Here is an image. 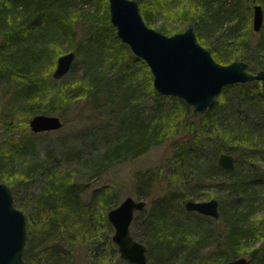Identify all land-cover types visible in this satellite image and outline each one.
Listing matches in <instances>:
<instances>
[{"label": "trees", "instance_id": "trees-1", "mask_svg": "<svg viewBox=\"0 0 264 264\" xmlns=\"http://www.w3.org/2000/svg\"><path fill=\"white\" fill-rule=\"evenodd\" d=\"M94 1L95 7L75 10L77 0H0V180L9 181L14 174L19 175L21 181L27 180L35 172L34 139L43 133L25 128L22 125L25 118L21 122L20 116L56 113L63 120L62 127L75 126L81 121L100 128L109 127L104 149L88 160L90 178L171 139L172 147L176 148L173 159L178 168L174 177L182 182L180 186L193 189L190 193L195 194L196 200L207 198L204 194H196L202 187L221 186L234 200V211L224 215L223 204L219 201L218 218L191 211L211 222L225 223L221 230L207 226L198 229L202 225L195 221L193 231L186 222L168 216L171 198L163 196L153 201L152 212L144 220L143 236L131 232V228L130 233L146 246L150 264H172L171 260H177L179 256L183 258L179 259L181 264H222L241 256L243 249H248L251 236L259 238L264 234L262 222L246 226L251 208H243L240 199L244 198L249 182L245 175L234 176L239 173L236 159L234 169L229 171L219 167L215 160L205 161L201 153L212 142L209 140L212 130L227 139L238 136L249 150L257 149L258 136L245 129L234 133L231 121L223 125L215 123L211 115L217 110L218 102L233 103L234 99L227 96L229 89L238 90L239 97L235 98L247 103L254 104L255 100L264 103V79L224 86L211 108L201 115H194L192 107L183 99L170 97L176 105L184 106L190 112V120L187 117L179 120L177 110L169 111L163 105L166 97L153 87L147 65L141 64V76L134 66L140 60L117 37L109 20L108 1ZM136 1L148 26L160 19L158 30L172 34L179 29L176 24L167 22L171 15L175 14L179 19L190 15L188 24L194 27L197 39L210 50L216 61L226 64L243 60L251 72L264 70V19L259 31H254L250 22L255 2H259L264 14V0ZM80 2L87 4L90 0ZM254 35H257L256 40H252ZM65 41L71 43L70 49L82 65L80 79L69 88L60 85L62 78L55 79L50 74L45 78L41 71L44 63L50 57L53 59V53L62 49ZM48 81L57 86L49 87ZM71 101L76 103L68 120L66 110ZM146 102L151 105H145ZM176 119L179 122H175ZM211 147L214 154L224 150L222 145L213 142ZM237 151L230 148L227 152L237 154ZM45 154L49 156V152L45 151ZM28 155L32 156L29 162L25 160L23 166L15 165L13 158ZM46 172L49 182L36 200L34 214L28 212L26 216L25 264H109L114 259L128 263L119 257L110 237L104 236L103 240L98 234L101 219L95 217V203L98 202L104 212L116 206V194L95 188L90 192L89 201L84 202L85 185L72 180L68 173L56 175L54 167ZM134 180L133 193L139 199L150 197L155 180L153 175L135 174ZM8 181L15 197L16 188ZM183 195L182 192L180 198ZM208 195L216 198L212 197L215 196L212 192ZM103 223L112 231L107 221ZM76 244L85 245L89 252L74 254L71 245ZM263 247L247 252L251 259L259 253L253 264H264Z\"/></svg>", "mask_w": 264, "mask_h": 264}, {"label": "rangeland", "instance_id": "rangeland-1", "mask_svg": "<svg viewBox=\"0 0 264 264\" xmlns=\"http://www.w3.org/2000/svg\"><path fill=\"white\" fill-rule=\"evenodd\" d=\"M78 5L77 7L74 6L75 10L77 8L82 7L83 10H88L90 6H97V3L94 0H90V3L81 4V0H77ZM108 1V0H107ZM256 1V0H255ZM259 3V2H255ZM73 8V9H74ZM81 9V8H80ZM101 9V8H99ZM102 10V9H101ZM99 11L100 13L102 11ZM183 19L175 18V14L171 15L170 19L167 21L169 24H176L178 26L179 31L183 30L187 26H191L188 23L190 15H183ZM251 26H252V16H251ZM160 19H156V21L150 25L158 30L160 25ZM245 23V21H243ZM194 29V27H193ZM196 34V33H195ZM257 35H254L252 40H256ZM199 41V40H198ZM200 42V41H199ZM201 43V42H200ZM68 41L63 42L62 49L55 51L54 56L52 57L53 62L51 63L50 60H47L44 63V67L41 69L42 76L48 78V74L52 76L53 69L56 65V59L59 55L71 50ZM202 44V43H201ZM203 45V44H202ZM206 47L205 45H203ZM52 56V55H51ZM137 60L140 62L134 64L137 66L136 68L139 71L140 76L142 75V67L143 60L136 57ZM51 61V62H50ZM145 63V62H144ZM148 67V66H147ZM255 69L254 71H256ZM82 75V65L78 58L74 57L73 63L69 71L62 76L60 79V85L65 88H69L71 84L78 82ZM152 76V75H151ZM49 87H56L57 85L51 82H47ZM228 98H233V103L218 102L219 106L216 111L211 115L215 123H222L228 124L231 121V125L234 129V133L238 132L237 130H246L251 133L253 136H258L256 142L258 143L257 149L249 150L245 145H242V140L239 137H235V139H227L224 136L218 135L214 130H212V135L209 138L210 141L213 143H217L223 146V151H228L230 148L237 149L238 153L234 154L235 159L238 165L239 173H235L234 176L237 178L241 177V175H245L247 181L249 182V186L246 189L244 194V198H241V203L243 208H251V214L247 217L246 226H255V224H260V222L264 223V103L261 101H254V104L247 103L243 101L241 98H235L238 96V90L229 89L228 90ZM165 100L163 105L168 108L169 111H178V119L182 120L183 118H188L187 109L184 106H178L175 102L170 98L173 96H165ZM226 97V95H225ZM179 98V97H178ZM221 99V98H220ZM220 101V100H219ZM76 102L71 101L69 102L68 110H66V114L68 116V120L70 118L69 115H72V107ZM145 105H151L150 102H146ZM152 107V106H151ZM154 108V107H153ZM55 115L56 113H53ZM192 114V113H191ZM33 115V114H32ZM23 117L20 116L19 119H22L23 122L25 118V123H22L25 128L29 130L28 120L32 116ZM113 116V114H112ZM186 118V119H187ZM184 120V119H183ZM188 120H190L188 118ZM229 120V121H228ZM175 122H179L177 119ZM69 123V121H67ZM93 124V123H92ZM90 124V122L81 121L75 126L72 125H65L57 130L45 131L42 132L43 134L39 135L37 138L34 139L35 142V150L34 156L36 158L37 164L35 166V172L31 173L30 178L27 180L20 179L14 174L12 177L9 175V181L13 184L16 188L15 190V199L16 205L23 210L26 216H28V212H32L34 214L35 211V203L37 198L43 191L44 185L49 182V179L46 175V171L50 170V167H54V171L56 175L62 174H70L72 180L78 181L80 184L85 185L87 187V191H84L83 196L84 202H88L90 199V192L95 188H102V190H108L116 194L117 204L121 202L123 198L128 195L133 196L136 199H139L138 196L133 193L134 192V176L135 174H152L154 180V186L152 190V194L148 198H144L147 201V206L141 211H137L135 213V220H133L131 224V232L137 234L138 236H143V233L146 230V222L144 221L146 217H148L153 209L154 202L157 199L162 198L163 196L170 197V206H169V213L168 216L172 218H179L182 221L186 222L190 228V230L194 231L196 222H200L202 227L198 229H203L204 226L209 228H219L220 230L224 227L223 221H216L211 222V220L203 219L202 217H198L193 214L191 211L186 212L184 207V202L187 199L196 200L193 195V192L190 193L193 189H184L181 187V181L174 177L178 171L177 165H175L174 161V154L175 147H172L171 139H167L162 145H158L155 147L150 148L144 154L137 156L135 158H130L126 161H120L116 163L114 166L109 167L102 175L98 177H91L90 178V157L98 156L99 152L104 149L107 141L104 140L108 137V133L110 128L103 126V128ZM113 125V124H112ZM102 129V130H101ZM114 129H112L113 131ZM23 131V129H22ZM18 132V131H17ZM32 132V131H31ZM103 134V135H102ZM218 135V137H216ZM15 138L17 137L14 135ZM252 136V137H253ZM10 135L8 136V138ZM15 140V139H13ZM209 141V142H210ZM212 142L209 143L208 148H204V151L201 153L205 159V161H213L217 160V154H214V148L211 147ZM10 144V143H9ZM241 147H240V146ZM176 146V143L174 144ZM259 149V150H258ZM174 150V151H173ZM46 152H49V156H46ZM32 156L28 155L26 158L19 159L18 157L13 158L15 165H21L29 162ZM19 160V161H18ZM26 160V163H25ZM19 162V163H16ZM53 162H56V165H52ZM173 168V169H172ZM34 170V169H33ZM17 172V167L15 168V173ZM173 172V174H172ZM263 172V173H262ZM6 174V173H5ZM263 175V177H262ZM174 178V179H172ZM8 179V178H7ZM5 183L8 180H4ZM8 181V182H9ZM7 184V183H6ZM8 185V184H7ZM176 186L178 187L176 190ZM175 188V190H174ZM184 190H182V189ZM223 187L215 186V185H206L199 189L196 194H204L205 199H209L208 192H212L218 199L220 204H223V212L224 215L229 214L233 210L234 211V200L230 197L228 191L222 190ZM183 194L182 198H180V194ZM222 198V199H221ZM141 199V198H140ZM143 199V198H142ZM204 199V200H205ZM95 217L101 219V229H99L98 233L100 236H106V238L110 237L113 233L110 231V227L103 223L107 221V216L105 210L102 212V208L98 202L95 203ZM180 205L181 208H180ZM232 211V212H233ZM33 216V215H30ZM109 223V222H108ZM110 224V223H109ZM111 225V224H110ZM112 226V225H111ZM206 228V227H205ZM255 233V231L253 230ZM109 238V241H110ZM264 245V234L259 237L255 238L253 236L250 237L249 240V247L248 249H243L244 254L241 256H246L249 259V264H253L254 257L259 255L255 254L253 259L250 258V255L247 253L253 249H262L261 247ZM108 247L109 244H108ZM73 253H80L86 255L89 252V249L84 245L80 247V245L76 244L71 245ZM264 248V247H263ZM247 250V251H246ZM173 258L172 264H181L179 263V259H182V256ZM30 264V263H29ZM109 264H130L118 260H111ZM150 264V263H149ZM199 264H206L201 262ZM210 264V263H209Z\"/></svg>", "mask_w": 264, "mask_h": 264}, {"label": "water", "instance_id": "water-1", "mask_svg": "<svg viewBox=\"0 0 264 264\" xmlns=\"http://www.w3.org/2000/svg\"><path fill=\"white\" fill-rule=\"evenodd\" d=\"M109 20L117 37L131 52L142 59L152 75V84L165 96L182 98L192 106L194 115L210 109L215 97L226 85L264 79V70L250 72L243 60L222 64L214 59L210 50L197 39L192 26L165 34L148 26L136 0H108ZM264 14L260 4L252 7V29L259 31ZM75 52L69 50L56 59L52 76L59 79L70 69ZM32 132L60 129L63 120L55 114H34L28 120ZM216 163L225 170H233L234 156L220 152ZM147 201L126 196L107 210L108 222L113 226L112 241L119 257L133 264H148L146 246L130 233L134 212L145 208ZM184 207L189 211L218 218L219 202L216 198L187 199ZM27 238V218L15 204L9 186L0 180V264H25L23 252ZM222 264H248V258L239 256Z\"/></svg>", "mask_w": 264, "mask_h": 264}, {"label": "flooded vegetation", "instance_id": "flooded-vegetation-1", "mask_svg": "<svg viewBox=\"0 0 264 264\" xmlns=\"http://www.w3.org/2000/svg\"><path fill=\"white\" fill-rule=\"evenodd\" d=\"M129 263V262H128ZM130 264H133V263H130ZM149 264V263H148Z\"/></svg>", "mask_w": 264, "mask_h": 264}]
</instances>
